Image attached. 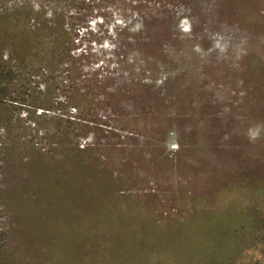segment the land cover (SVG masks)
Wrapping results in <instances>:
<instances>
[{"label": "rangeland", "instance_id": "obj_1", "mask_svg": "<svg viewBox=\"0 0 264 264\" xmlns=\"http://www.w3.org/2000/svg\"><path fill=\"white\" fill-rule=\"evenodd\" d=\"M50 3L0 0L4 76L39 31L12 39L14 10L44 23ZM71 4L69 59L50 58L55 77L29 66L33 106H0V264H188L161 239L228 208L264 223V0ZM145 19L156 42L144 48L164 56L127 50ZM253 239L230 264H264Z\"/></svg>", "mask_w": 264, "mask_h": 264}, {"label": "trees", "instance_id": "obj_2", "mask_svg": "<svg viewBox=\"0 0 264 264\" xmlns=\"http://www.w3.org/2000/svg\"><path fill=\"white\" fill-rule=\"evenodd\" d=\"M49 1L51 2V8L53 9V13H55V15H53L51 19L46 20L44 23L43 21L30 23L29 20L36 16L37 12L34 13L35 11L33 12L31 10L21 14L19 13L21 11L20 9L14 10L15 13L20 14V18L18 17V20L12 24L13 27L10 32L12 39L28 38L30 34H34L33 32L39 31L36 38L34 35H30L32 40L24 44L22 47L19 45L15 46V48L18 50V55L14 59V63L9 59L7 60V63H12L11 68L9 67L6 69L8 71V76H4L2 74L4 71L1 72L0 70V106H6L5 108L9 109V111H11L10 109L14 108V105H32L30 103L28 105V100H31L30 87L28 85V82L30 81L29 78L25 76V72L29 70L30 65V70L37 71V69H41V73L43 75L50 72V74L55 77L53 72L57 71L60 66L53 64L50 58H59L60 56L64 61L69 59L68 49L70 47L71 41L68 32H72L76 24L68 23L66 18H68V13L72 12V10H70L73 9L71 7V3H73L75 0H67L68 3L65 0ZM0 12V14H8L10 11H2L0 9ZM44 26L48 27L49 29V32L46 36L48 39L47 42L43 41L44 33L41 31L42 27ZM173 27L174 26L172 23V28ZM125 29L129 31L131 28L128 26ZM151 30L152 22H148L147 20L144 28H142L139 32L129 34L133 35L132 39H128V36H126L124 44L125 46H129L126 47L127 50H130V47L131 49L137 48L138 50L146 52L148 54L147 57H153L154 59L157 56H164L165 54L161 50L162 48H160L159 51H150L144 48V46H146L148 43L156 42L155 40L152 41L153 35ZM20 31H23L21 35ZM58 31H60V34L65 35L64 40L61 39L59 34H54ZM12 32H14V36L12 35ZM162 35H165L166 37H164L163 40H159L160 45L164 47V49L166 46H172L171 44L173 42V35L171 26L162 28ZM133 38H135L134 42ZM6 47H8V45L5 42L0 41V49H4ZM44 57L47 60L49 59L50 62L46 61ZM10 59L12 58L10 57ZM58 61H60V59H58ZM1 66L2 65L0 64V67ZM74 67L75 63H70L65 68V70L67 73H69L68 69H73ZM147 67L150 69L156 68L155 64L151 63L148 64ZM55 68L56 70H53ZM50 74L48 75L50 76ZM12 82L14 85L18 84L19 87L15 86L13 91H7ZM6 96H8L7 99ZM6 100H8L10 103L8 104ZM33 102H36V99ZM165 102L166 101H163V103ZM41 105H43V109L46 110L50 109L52 106L50 103ZM164 110L169 111L168 104L164 107ZM205 216L201 220L197 219L193 221L190 226H186L187 228H185L184 231L190 235L189 237L175 238L170 234L166 236L167 238H162L160 245L161 249L165 253H168L172 259L177 261L186 260L188 264H230V254L236 250L239 252V250L242 248L240 246L241 242L246 236L250 239V241H246L248 244L253 242V238H255V240L258 239L259 241L264 239V223L262 217L258 211L253 208H244L239 211H232L228 208L223 209L218 213H209ZM251 228H253V230H251ZM261 250H264V246H261Z\"/></svg>", "mask_w": 264, "mask_h": 264}]
</instances>
